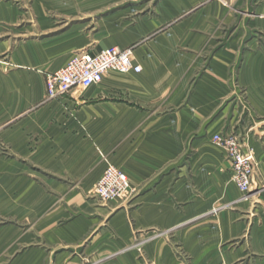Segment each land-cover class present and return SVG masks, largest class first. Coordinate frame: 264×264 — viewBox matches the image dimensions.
<instances>
[{"label":"crops","instance_id":"0c3cea01","mask_svg":"<svg viewBox=\"0 0 264 264\" xmlns=\"http://www.w3.org/2000/svg\"><path fill=\"white\" fill-rule=\"evenodd\" d=\"M106 47L141 70L47 97ZM218 133L253 150L248 201ZM0 264H264V0H0Z\"/></svg>","mask_w":264,"mask_h":264},{"label":"built area","instance_id":"2783aa9c","mask_svg":"<svg viewBox=\"0 0 264 264\" xmlns=\"http://www.w3.org/2000/svg\"><path fill=\"white\" fill-rule=\"evenodd\" d=\"M140 70L141 67L133 63L131 48L106 47L95 54L76 52L56 72L45 75L46 95L49 99H57L74 89L84 91L100 83L108 71L127 74ZM212 142L225 149L233 183L242 193H249L254 169L253 150L244 147L239 136L234 134H214ZM128 188L127 175L109 164L96 182L94 193L100 201L108 202L121 197Z\"/></svg>","mask_w":264,"mask_h":264},{"label":"rangeland","instance_id":"374dc122","mask_svg":"<svg viewBox=\"0 0 264 264\" xmlns=\"http://www.w3.org/2000/svg\"><path fill=\"white\" fill-rule=\"evenodd\" d=\"M225 134H227V133H225ZM235 135V134H234ZM212 140V139H211ZM217 145V144H216ZM217 146H219V145H217ZM219 147H221V146H219ZM223 150H224V153H225V155H226V152H225V149L223 148V147H221ZM248 148H250V147H248ZM252 149V148H251ZM106 168V167H105ZM123 172V171H122ZM103 173V172H102ZM101 177V176H100ZM129 180V179H128ZM95 187V186H94ZM238 189V188H237ZM239 190V189H238ZM240 192V194H241V198L243 199V200H246V201H248L247 199V197L250 195V193H253V192H251V190H250V192L249 193H246V194H244V193H242L241 191H239ZM95 197H96V195H95ZM97 198V197H96ZM98 199V198H97ZM99 200V199H98ZM100 201V200H99ZM104 202H106V201H104Z\"/></svg>","mask_w":264,"mask_h":264}]
</instances>
